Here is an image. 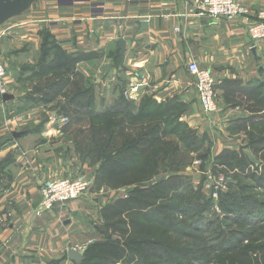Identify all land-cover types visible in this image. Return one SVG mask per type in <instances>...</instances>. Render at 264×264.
Returning a JSON list of instances; mask_svg holds the SVG:
<instances>
[{
  "label": "crops",
  "instance_id": "obj_1",
  "mask_svg": "<svg viewBox=\"0 0 264 264\" xmlns=\"http://www.w3.org/2000/svg\"><path fill=\"white\" fill-rule=\"evenodd\" d=\"M242 1L248 14L230 21L201 16L192 8L194 0H28L0 24V54L7 56L12 50L31 46L38 55L45 35L50 34L67 53L86 56L78 69L95 82L100 99L106 97L105 91L119 96L114 91L120 82L125 92L139 86L144 97L158 104L177 99L195 110L200 105L188 65L197 62L216 80L222 105L215 124L233 128L249 116L224 104L221 85L231 80L252 86L264 82V41L254 42L248 34L249 23L264 9V0L248 1L247 6ZM120 40L126 42L124 56L119 51ZM12 94L8 92L15 99ZM111 99L109 106L115 102ZM53 126L52 122L46 126L44 141L31 135L0 150L1 160L19 146L29 149L23 154L15 150L19 159L7 170L13 179L0 190V264H77L69 259V251L88 246H79L92 232L79 218L96 215L98 205L104 203L96 199L104 189L91 190L80 200L35 215L46 179L76 178L88 171L95 175L98 169L80 160L73 139L65 130L57 132L61 125ZM104 200L102 207L107 204ZM90 236L95 237V230Z\"/></svg>",
  "mask_w": 264,
  "mask_h": 264
},
{
  "label": "trees",
  "instance_id": "obj_2",
  "mask_svg": "<svg viewBox=\"0 0 264 264\" xmlns=\"http://www.w3.org/2000/svg\"><path fill=\"white\" fill-rule=\"evenodd\" d=\"M51 38L44 37L34 94L51 102L63 100L60 114L69 120L64 130L78 127L71 138L80 160L98 166L95 190L118 193L100 210L97 238L86 247L80 264H264V202L247 198L239 204L222 195L217 208L224 212L227 203L235 211L220 215L198 191L192 207L181 208V191L189 185L186 157L171 136L197 152L208 146L196 132L192 137V130L178 135L182 103L175 99L158 104L150 96L139 103L129 101L126 87L117 83L118 99L95 112L96 84L78 69L86 56L67 53ZM49 47L56 50L52 58ZM221 89L227 107L250 113L236 127L244 128L251 144L250 153L222 152L215 168L249 172L258 157L260 172L252 179L254 188H264V85L231 80ZM200 159L204 164L208 156ZM229 189L235 191L231 184Z\"/></svg>",
  "mask_w": 264,
  "mask_h": 264
},
{
  "label": "rangeland",
  "instance_id": "obj_3",
  "mask_svg": "<svg viewBox=\"0 0 264 264\" xmlns=\"http://www.w3.org/2000/svg\"><path fill=\"white\" fill-rule=\"evenodd\" d=\"M248 1L249 3L255 2V0H247L242 2L246 4ZM257 5L260 6V4ZM30 47L31 46H25L24 48H22V50H12L10 54H15V58H11L10 54H8L7 56H2L0 54V59L6 68L7 74L6 91H11V93H13L12 95L15 96V99L9 101L8 103H4L2 101V98L0 97V150L11 147L15 143L20 142L24 137L26 138L31 135H37L38 141H44L45 138H47L48 134H46V126L50 122L55 125L53 127H59V125H63L65 127V125L69 123V120L60 114L61 107H63L64 105L62 104V99H57L56 101L51 102L45 97L34 94V92L38 90V81L41 75V72L38 71L40 70V60L42 59L43 50L42 47L39 48L40 50L38 51H40V54L35 55V53H33V50H35V48ZM47 52L48 55H51L52 58L56 50L49 47ZM115 90V94L117 92H120V90H118L116 87ZM28 91H30L31 93ZM97 91L100 90L98 89ZM104 93L106 97H102L101 99L100 95L97 93L96 103L94 105L95 112H101L108 109L107 107H110L109 105L112 101L111 96L115 101L119 97L118 95L114 96L110 91H105ZM262 93H264V89ZM137 94V98H135V95L132 98H127L124 92V96L127 100L139 103V100L144 97V94ZM182 106L181 118L179 121L182 127L179 129L178 135H183L186 133V131L192 130L190 135L192 136V133L195 134L196 132L198 137H203L202 139L207 140L206 142H208V146L205 148V150H200L199 152H197L195 151L196 148H185L184 144L179 141V137L171 136L172 140H174L176 143H179L180 149L183 152L182 154L186 157V168L184 169V174L189 179V185L186 189H183L184 191H181V208L183 210L191 208L192 204L197 198L196 193H198V191H201L203 196L214 203L215 207H213L211 211H215L220 215H222V213L226 214L230 211H235V209L231 205H227V203H225L226 210L224 212H222L223 210L221 207L217 208L218 201L223 199L221 197L222 195H224V197L226 196L224 200H228V197L233 198V200L238 202L239 204H243V201L247 198H253L255 201L264 202V188H254V179H252V175L254 173L256 176H258L257 172H260L256 168V166L260 163L258 157H256V159L254 160L257 162V165L254 167H250L249 172L231 170L225 168L224 166H218L217 168H215V158L221 155V153L224 151H241L244 153H250V150L248 149L251 144L250 135L247 134L246 131H244V128L240 130L239 127L238 129L237 127L231 128L229 126L218 127L215 123L219 121V118H216V115L207 117L200 108H198V110H195L193 109V107H191V105L183 103ZM249 114L250 113L247 112L248 116H250ZM145 122L148 123V126L150 125L149 121ZM175 126L176 125L172 126L171 128ZM60 128H57L56 130L57 132L60 131V133H62L64 131V128ZM76 129H78V127L74 125L69 128L68 132L64 131L63 133L68 134V137L70 138L73 135L72 132L76 131ZM252 131L253 130L250 129L247 130L248 133H251ZM14 132H21L22 136L18 139H14ZM47 145L50 147V144ZM66 145L67 143H65V147ZM17 149L21 150V147L19 146ZM15 150H10L7 156L0 160V190L6 188L8 186V183H11L13 179V177L9 175V171L7 170L16 164L20 154L25 153L26 150L29 149L23 148L20 154H16ZM33 151H35V149ZM62 155L65 156L66 153H62ZM204 155H207L208 159L204 164H202L200 158ZM202 165H204V171H201ZM214 169H216V172L212 171ZM86 173L88 175L81 174L76 178L83 176L93 181L91 189L87 192L88 194L91 192V190L95 192L94 183L96 172H94L95 175H89V173H91L90 171ZM76 178L67 176H53L46 179L44 182L49 179L74 180ZM230 184L235 187L236 192L229 189ZM117 195L118 193L114 191L104 189V191L101 192L98 196L100 198L96 199V201L101 199L100 202L105 203V200L103 201V198H106V202L108 203L113 197L116 198ZM103 204L98 205L96 215H83L79 218V221L81 222L80 224H82V226H84L87 231H92L91 233H87L89 234V236L86 237L85 242L83 241L79 246L85 247L91 244L94 239L97 238L96 232L95 237L92 236V238L90 235L93 234V230H96L95 226L99 224L98 213L103 208ZM202 205L204 206L205 202H203ZM89 209L90 211L93 210L92 207ZM193 213L194 212H191V215H193Z\"/></svg>",
  "mask_w": 264,
  "mask_h": 264
},
{
  "label": "built area",
  "instance_id": "obj_4",
  "mask_svg": "<svg viewBox=\"0 0 264 264\" xmlns=\"http://www.w3.org/2000/svg\"><path fill=\"white\" fill-rule=\"evenodd\" d=\"M192 8L201 16L209 18H224L230 21L238 20L248 14V10L239 0H194ZM248 34L252 41H264V9L261 10L254 22L248 25ZM188 71L195 77L201 111L212 117L220 112V104L216 91V80L211 71L202 69L197 62L188 65ZM6 68L0 59V97L8 94L6 91ZM139 86L131 87L125 96L137 98ZM93 181L87 177L71 179H49L41 187L40 208L35 215L52 212L57 206H65L71 201L80 200L91 189ZM84 250V248H81ZM80 249V250H81ZM82 251V250H81Z\"/></svg>",
  "mask_w": 264,
  "mask_h": 264
},
{
  "label": "water",
  "instance_id": "obj_5",
  "mask_svg": "<svg viewBox=\"0 0 264 264\" xmlns=\"http://www.w3.org/2000/svg\"><path fill=\"white\" fill-rule=\"evenodd\" d=\"M27 2L28 0H0V24L22 9ZM119 51H121V55L124 56L126 51V42L124 40L119 41ZM13 99L14 97L8 94L2 97L4 102H8ZM20 136V133L14 134L15 138H19ZM84 254L85 249L79 252L72 249L69 251L68 257L72 262L80 264L83 261Z\"/></svg>",
  "mask_w": 264,
  "mask_h": 264
}]
</instances>
